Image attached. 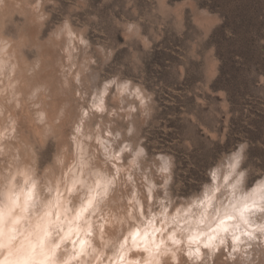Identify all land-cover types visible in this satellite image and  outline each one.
<instances>
[{
  "label": "clouds",
  "instance_id": "1",
  "mask_svg": "<svg viewBox=\"0 0 264 264\" xmlns=\"http://www.w3.org/2000/svg\"><path fill=\"white\" fill-rule=\"evenodd\" d=\"M0 264H264V0H0Z\"/></svg>",
  "mask_w": 264,
  "mask_h": 264
},
{
  "label": "rangeland",
  "instance_id": "2",
  "mask_svg": "<svg viewBox=\"0 0 264 264\" xmlns=\"http://www.w3.org/2000/svg\"><path fill=\"white\" fill-rule=\"evenodd\" d=\"M240 55L247 58L250 62H258L255 54L253 53L251 47L249 44L245 42H241L239 46L235 49ZM244 66L237 67L234 64L231 63H225L223 66V73L227 74L225 75L224 79L221 81L224 86H230L233 85L237 79L242 75L244 72ZM228 75H230V79L228 78ZM237 97L242 96V93L237 88L236 89Z\"/></svg>",
  "mask_w": 264,
  "mask_h": 264
}]
</instances>
